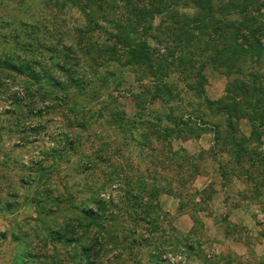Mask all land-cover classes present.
I'll return each mask as SVG.
<instances>
[{"label":"rangeland","instance_id":"obj_1","mask_svg":"<svg viewBox=\"0 0 264 264\" xmlns=\"http://www.w3.org/2000/svg\"><path fill=\"white\" fill-rule=\"evenodd\" d=\"M1 1L0 56L37 57L50 42L75 40L74 29L85 20L53 1ZM125 1L109 14L126 15ZM136 2L142 16L153 17L135 18L139 31L152 35L151 45L162 49L173 71L165 86L155 83L152 70L105 52L78 60L83 92L0 70V264H18L20 251L32 254L26 264H84L88 257L80 251L87 244L95 264H264V134L252 135L248 119L264 94L243 93L256 76L264 90V55L258 61L247 53L221 55L216 68L208 61L241 4L249 6L250 23L264 30V0ZM25 20L31 27L22 26ZM103 31L94 30V37L102 40ZM31 38L30 51H19ZM203 63L204 76H195ZM48 71L69 83L58 69ZM233 102L241 107L239 139L246 138L239 164L224 145L226 117L218 107ZM262 122L260 115L254 125ZM176 153L192 159L199 174L179 173ZM158 183L170 184L172 194L154 199ZM132 185L145 186L143 199L157 210L136 208ZM90 208L99 211L101 227L80 222L81 210ZM59 225L78 240L54 238L50 231Z\"/></svg>","mask_w":264,"mask_h":264},{"label":"trees","instance_id":"obj_2","mask_svg":"<svg viewBox=\"0 0 264 264\" xmlns=\"http://www.w3.org/2000/svg\"><path fill=\"white\" fill-rule=\"evenodd\" d=\"M53 1L54 5L60 9L64 10L66 7H72L76 10H79L81 15L85 18L84 22L74 29V33L76 34V38L63 40V43L60 40L56 42H50L48 47L43 48L42 53L39 55L32 57H20L18 52L15 53H5L0 56V70L9 69L18 74H24L28 76L31 80H34L38 85L43 81L49 82L53 86L57 87L59 90L67 91L69 88L74 87L82 92L85 90V84L83 80L75 75L78 73L77 66H82L87 62L88 58L91 55H99L101 56L104 52L110 54V56H114L115 54L118 57L125 58V64L129 66L145 67L148 70H152L159 79L155 80L159 86H165V77L169 75L170 72H173L168 68L170 65L167 62H164L165 56L161 48H154L150 43V38L153 39L152 35L148 33L147 30L143 28L141 31L138 29L139 25V17H142L141 20H145L146 18H150L152 13H142L143 9H141L140 5L136 0H126V5L129 6L128 13L126 15L120 14L118 16L112 17L114 15L109 14V8H113L114 10L118 9L119 3L123 0H48ZM211 1V0H207ZM3 5V1L0 0V7ZM69 6V7H68ZM124 6V4H123ZM200 8V7H199ZM238 16L235 19H232L228 24H225L224 32L225 39L224 43L219 42V46L216 48L218 53L215 56H212L208 61L216 68L217 61L221 57L227 58L230 54L237 55L239 59H242V55L244 53L251 54L254 56L253 59L256 61L260 60L264 55V44L261 40V36L264 35V30L261 26H257L253 23V19H250L249 16V6L246 4H241L239 7ZM120 11V9H118ZM100 12V13H99ZM125 12V11H124ZM108 13L109 16L106 15ZM149 14V15H146ZM136 18V19H135ZM153 18V17H151ZM5 17H2L1 20H4ZM100 20L105 24L110 26L109 29L100 23ZM135 19V20H134ZM15 20V19H14ZM13 20V21H14ZM24 28H29L31 26L28 25L27 21H23L22 23ZM102 29L104 32V37L102 40L94 37L93 31ZM16 31V29H15ZM25 32L26 29H25ZM69 32L63 31L62 34L65 36L68 35ZM28 34V33H26ZM108 34V35H107ZM150 34V36L148 35ZM17 35V32H16ZM15 35V40H17V36ZM51 36V33H50ZM32 39V40H31ZM28 41L23 42L20 45H17V48L21 52L30 51V47L33 44V38ZM74 42V43H73ZM110 43L109 45H105L104 48H101V44ZM221 43H223L222 46ZM48 53V54H47ZM47 54V55H44ZM160 54V56H159ZM29 55H33L32 52H29ZM77 56L78 59L75 57ZM35 57L34 59H32ZM81 58V59H80ZM81 60L84 63H79L78 60ZM107 59V58H105ZM72 60L75 62L74 67L71 66ZM207 62V61H205ZM156 67H158V71H156ZM205 65L201 64L195 71V76H204L203 69ZM213 67V68H214ZM58 69L59 72L68 77L69 83L63 81L59 77H55L48 69ZM154 69V70H153ZM259 78V77H258ZM257 76L252 79V85L248 87V89H243V93L248 97V92L254 93L255 91H260L264 94L263 88L258 87ZM40 86V85H39ZM253 90V91H251ZM67 93V92H66ZM252 96V95H251ZM169 98V97H168ZM250 98V95H249ZM260 98V96H259ZM170 99V98H169ZM259 100V99H258ZM223 106H218L219 110L226 117V130L227 134L224 135L225 139V147H229L234 149L232 151V155L236 158L237 163H241V155L244 153L245 148V139H239L238 135V125L237 120L240 114L239 111L241 107L239 103L233 102L232 105L224 104ZM255 115H251L248 117L250 122V128H253L252 135L256 134L255 137H261L264 134V99L260 100V103L256 106ZM262 115L263 122L259 125H254V121ZM262 120V119H260ZM261 122V121H260ZM239 124V123H238ZM217 127V126H216ZM255 128L261 129L262 133H258L255 131ZM240 134V133H239ZM241 135V134H240ZM219 138V136H218ZM177 158H175V165L177 171L180 173L182 169L189 171L188 177L192 179L194 175L199 174V170L197 171V166L193 162L192 159H189L187 156H183L181 154H177ZM185 157V158H184ZM253 160L250 161V165L248 166V172L250 174V180H254L253 171L251 166H253ZM134 185L131 186L128 191V195L130 198H135L136 201L135 207L142 210L143 213L151 212L153 210H157L153 208L151 205L153 203H147L143 199L144 187L138 186V191L135 189ZM184 188V187H183ZM136 190V191H133ZM154 199L157 198L158 194L162 192H167L172 194L171 185H160L158 183L157 187L154 188ZM142 198V199H141ZM134 199V200H135ZM112 202V201H110ZM103 203V202H102ZM104 203H106L104 201ZM155 205V204H154ZM155 207V206H154ZM102 208V207H100ZM146 208V210H145ZM145 210V211H144ZM86 216L84 220H80V222H87L89 226H98L101 224L98 222L99 211L90 209L81 210ZM78 217V215H77ZM144 221V219H141ZM148 223V221H147ZM61 225H68V222ZM58 226V229L51 230L54 234V238L57 240L63 241L67 244L78 240V237H74L72 234H68V230L65 231L64 227ZM73 225V224H72ZM72 229V228H71ZM66 232V233H65ZM21 238L18 236H14L13 240L20 245L24 244ZM92 250V246L87 244L81 247L80 256L82 259L86 261L88 257L87 263L84 264H95L90 260V251ZM27 256H31L32 254L27 251L24 253L21 251L17 254L16 262L18 264H26L24 258ZM15 258V257H14Z\"/></svg>","mask_w":264,"mask_h":264}]
</instances>
